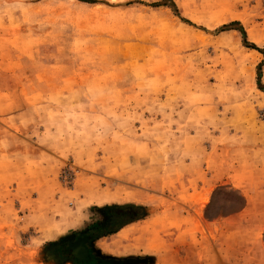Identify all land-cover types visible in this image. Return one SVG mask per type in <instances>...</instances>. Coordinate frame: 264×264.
I'll return each mask as SVG.
<instances>
[{
	"label": "rangeland",
	"instance_id": "374dc122",
	"mask_svg": "<svg viewBox=\"0 0 264 264\" xmlns=\"http://www.w3.org/2000/svg\"><path fill=\"white\" fill-rule=\"evenodd\" d=\"M170 1L0 0V264H72L104 205L141 207L92 238L132 264L245 243L203 223L264 184V0Z\"/></svg>",
	"mask_w": 264,
	"mask_h": 264
},
{
	"label": "crops",
	"instance_id": "0c3cea01",
	"mask_svg": "<svg viewBox=\"0 0 264 264\" xmlns=\"http://www.w3.org/2000/svg\"><path fill=\"white\" fill-rule=\"evenodd\" d=\"M220 184L221 183H217L215 186ZM230 186L241 189L234 183H231ZM249 189L252 190H250L249 194L244 195V205L241 210L234 214L222 217L221 219L205 220L203 223L204 227H206L210 232H212V229L216 227L221 232V225L225 222L240 221L241 219L244 221L242 226L245 228V243L238 244L235 236H233L231 240H226V247L220 245L219 249H217L222 252L223 249L227 248V246L231 248L230 251H228L231 252V258L228 259L230 264H264V244L260 238H258L262 231H264V184L261 185L260 183H256L254 180V185ZM253 236L254 244H251ZM245 237L243 236V238ZM217 258L220 263L226 264V259L220 252L218 253ZM208 262L211 264L212 261L210 258H208ZM188 264H197L194 255L192 256L191 261L190 259L188 260Z\"/></svg>",
	"mask_w": 264,
	"mask_h": 264
},
{
	"label": "trees",
	"instance_id": "16d2710c",
	"mask_svg": "<svg viewBox=\"0 0 264 264\" xmlns=\"http://www.w3.org/2000/svg\"><path fill=\"white\" fill-rule=\"evenodd\" d=\"M164 2H166V4H168L167 6L170 7L175 12V7H174L172 1L164 0ZM235 23L236 22H231L230 24H235ZM223 26H225V25H222V27ZM234 29L238 30V32L240 33L242 44L244 46L253 48L260 53L262 52L261 51L262 49L255 47L252 43H248L245 41L244 31L241 27H238V28L234 27ZM258 88L263 90L260 85H258ZM127 207L141 208V207H138L136 205H128V204L127 205H120V206H118V205H104L100 208H97V211L100 212V214L102 216V220L98 223L88 225L87 227H85L82 231L78 232L77 234L87 233V234H89V236L91 238H95V237L104 235L105 233H111L113 231V229H115V227H117L118 225L120 226L121 223L124 224L128 221V220L121 219L118 217L115 218V216L113 214L115 212L117 213L120 210H124V208H127ZM115 219H117V221Z\"/></svg>",
	"mask_w": 264,
	"mask_h": 264
},
{
	"label": "flooded vegetation",
	"instance_id": "af4514ba",
	"mask_svg": "<svg viewBox=\"0 0 264 264\" xmlns=\"http://www.w3.org/2000/svg\"><path fill=\"white\" fill-rule=\"evenodd\" d=\"M138 212L137 208L127 207L124 210H120L117 213L115 212L113 215L115 218H121L130 221ZM117 221V219H115ZM78 237L83 238V245L88 249V260L84 263H80L78 259H71L72 264H132L133 259H116L110 256L102 255L99 251H97L92 244V238L87 233H80L76 235H72L69 238L64 239L63 241L59 242L60 244H64L67 242H71L76 240ZM59 243L55 246L50 247L51 255L54 257H58L61 252L59 250ZM54 257V258H55Z\"/></svg>",
	"mask_w": 264,
	"mask_h": 264
},
{
	"label": "water",
	"instance_id": "95a60500",
	"mask_svg": "<svg viewBox=\"0 0 264 264\" xmlns=\"http://www.w3.org/2000/svg\"><path fill=\"white\" fill-rule=\"evenodd\" d=\"M83 238L78 237L76 240L59 245L61 252L60 257L64 259H78L80 263L88 260V249L83 245Z\"/></svg>",
	"mask_w": 264,
	"mask_h": 264
}]
</instances>
